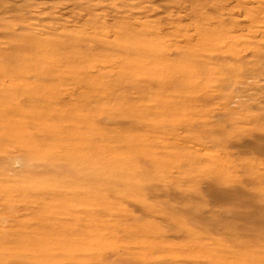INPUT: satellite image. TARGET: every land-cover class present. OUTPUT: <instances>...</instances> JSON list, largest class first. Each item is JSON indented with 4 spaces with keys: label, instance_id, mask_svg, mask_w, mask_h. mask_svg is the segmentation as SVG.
Masks as SVG:
<instances>
[{
    "label": "rangeland",
    "instance_id": "obj_1",
    "mask_svg": "<svg viewBox=\"0 0 264 264\" xmlns=\"http://www.w3.org/2000/svg\"><path fill=\"white\" fill-rule=\"evenodd\" d=\"M0 264H264V0H0Z\"/></svg>",
    "mask_w": 264,
    "mask_h": 264
},
{
    "label": "bare ground",
    "instance_id": "obj_2",
    "mask_svg": "<svg viewBox=\"0 0 264 264\" xmlns=\"http://www.w3.org/2000/svg\"><path fill=\"white\" fill-rule=\"evenodd\" d=\"M127 31H129V30H127ZM119 34V33H118ZM125 34H127V33H125ZM133 34V33H132ZM134 35V34H133ZM127 37H129L130 38V36H127ZM134 37V36H133ZM118 38V37H117ZM222 39V40H221ZM218 40L219 41H221V43L223 44V46L222 47H224L225 45H228V46H231V40H233V39H231L230 37H228V36H220L219 38H218ZM217 40V41H218ZM218 41V42H219ZM124 42V41H123ZM134 42V41H133ZM214 42V41H213ZM131 43V42H130ZM129 45V44H128ZM133 45V44H132ZM142 46V45H141ZM144 46V45H143ZM126 47H128V46H126ZM147 47V46H146ZM145 48V47H144ZM155 48V47H154ZM129 49V48H128ZM222 49V48H221ZM75 65V64H74ZM168 72V71H167ZM169 73V72H168ZM114 157V156H113ZM116 157V156H115ZM122 161H124V160H122ZM116 163H119V162H115V164ZM119 164H122V163H119ZM102 171H104V170H102ZM94 172V171H93ZM99 172V171H98ZM92 173V172H91ZM97 173V172H96ZM96 173H94V174H96ZM105 175V174H104ZM93 176H95V175H93Z\"/></svg>",
    "mask_w": 264,
    "mask_h": 264
}]
</instances>
